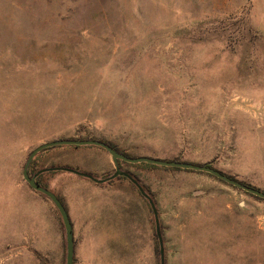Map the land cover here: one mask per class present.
Masks as SVG:
<instances>
[{"label": "rangeland", "instance_id": "374dc122", "mask_svg": "<svg viewBox=\"0 0 264 264\" xmlns=\"http://www.w3.org/2000/svg\"><path fill=\"white\" fill-rule=\"evenodd\" d=\"M56 139L209 163L264 191V0H0V264H65L61 217L22 177L29 151ZM103 158L106 176L104 149L57 145L31 172L93 173ZM120 168L155 203L165 264H264L263 199L204 172ZM40 175L71 214L73 264H160L153 213L128 179ZM74 185L107 196L95 229Z\"/></svg>", "mask_w": 264, "mask_h": 264}, {"label": "water", "instance_id": "95a60500", "mask_svg": "<svg viewBox=\"0 0 264 264\" xmlns=\"http://www.w3.org/2000/svg\"><path fill=\"white\" fill-rule=\"evenodd\" d=\"M57 145H74V146H83V145H95L102 149H104L111 158V161L114 165V171L107 177L104 178H96L93 175L79 171L77 169L66 167V166H53V167H45L38 171H36L33 175H29L28 168L34 159V157L40 153L41 151L55 147ZM120 162H126L131 164H138V163H146L161 167H171V168H179V169H185V170H193L198 172H204L208 173L215 178L235 187L236 189L242 190L246 193H249L257 198L264 200V191L255 188L253 186L246 185L236 179H233L229 177L228 175L222 173L221 171L215 169L214 167L210 166L209 163H193V162H186V161H178V160H164L160 158H154V157H148V156H126L124 154L119 153L111 146L107 145L105 142L101 140L96 139H56L51 140L47 142L40 143L39 145L35 146L33 149H31L25 159V162L22 167V177L23 180L27 183V185L35 190L36 192L44 195L50 202L53 204V206L58 211L64 232H65V264H73L74 261V237H73V230H72V224L69 218V215L67 213L66 208L64 207L61 200L49 189L40 186L36 178L38 175L44 173V172H50V171H64L68 173L75 174L80 177L87 178L93 182L96 183H104L111 181L117 177H125L128 179L138 190L140 195L145 198L149 206L151 208V211L153 213L154 217V223H155V235L158 240L159 245V261L160 264H165V256H164V245H163V239L160 231V223H159V215L157 208L155 206L154 201L151 199V197L145 192L142 185L127 171H124L120 168Z\"/></svg>", "mask_w": 264, "mask_h": 264}, {"label": "crops", "instance_id": "0c3cea01", "mask_svg": "<svg viewBox=\"0 0 264 264\" xmlns=\"http://www.w3.org/2000/svg\"><path fill=\"white\" fill-rule=\"evenodd\" d=\"M102 160H103V169L101 171H93L92 170L93 173H91V172H88L87 170H83V172L89 173V174H91L94 177L99 178V179L109 176L110 174L105 176V173H107V171L109 170V168H110L109 166H111L110 165L111 163L104 160V158ZM128 173H130V172H128ZM80 182H83V181H80ZM70 190L72 191V195L74 196L77 204L80 207V210L82 211V216L84 217V219L87 221H93V223L91 224V228L95 227L96 222L98 224L103 220V218H107V214H109L107 212V210H108L107 206L109 205V203L106 204L104 202V197L106 198L107 196H106V194L99 192L98 191V190H100L99 188H97L95 186L93 187L91 185H86V186L74 185V186L70 187ZM57 197H58V195H57ZM58 198L61 200V202L63 203L64 207L67 210V213L69 215V218H70V221L72 224L73 237H74V226H73L71 214H70L68 208L66 207V205L64 204V202L62 201V199L60 198V196ZM108 198L110 199L111 196H108ZM100 237H101V235L99 233V238ZM90 242L94 243V244L96 242H98L96 239V235H94V237H92L90 239ZM74 245H75V242H74ZM88 256H89L88 258L91 260V262H89L88 264H95L97 256L94 253H89Z\"/></svg>", "mask_w": 264, "mask_h": 264}, {"label": "trees", "instance_id": "16d2710c", "mask_svg": "<svg viewBox=\"0 0 264 264\" xmlns=\"http://www.w3.org/2000/svg\"><path fill=\"white\" fill-rule=\"evenodd\" d=\"M103 142H105L107 145H109V146H111L112 148H114L116 151H118L119 153H121V154H124V155H126V156H130L124 149H121V148H119L117 145H115V144H112V143H110V142H106V141H103ZM48 149V148H47ZM47 149H45V150H47ZM44 151V150H43ZM42 152V151H41ZM40 152V153H41ZM40 153H38L35 157H34V159L32 160V162H31V164H30V166H29V168H28V173H29V175H33L36 171H34V172H31L33 169H34V167L36 166V161H37V158H38V156L40 155ZM132 157V156H131ZM178 161H180V160H178ZM121 163H123V164H126V165H131V166H136V167H139V166H145V167H149V168H155V169H165V170H181V169H179V168H171V167H160V166H156V165H151V164H146V163H138V164H130V163H126V162H120V164ZM211 166V165H210ZM40 168L41 167H39L38 168V170H40ZM45 168V167H44ZM42 169V168H41ZM216 169V168H215ZM37 170V171H38ZM185 170V169H184ZM218 170V169H217ZM191 171V170H190ZM220 171V170H219ZM222 172V171H221ZM223 173V172H222ZM131 174V173H130ZM207 174V173H206ZM225 174V173H224ZM132 175V174H131ZM207 175H209V176H211L210 174H207ZM42 175H39V176H37V178H36V181H37V183L40 185V186H42V187H45V188H47V189H49L47 186H45L44 184H42L41 183V181H40V177H41ZM139 183H140V181L134 176V175H132ZM229 176V175H228ZM229 177H231V178H233L232 176H229ZM233 179H235V178H233ZM221 181V180H220ZM223 182V181H222ZM243 183V182H242ZM141 184V183H140ZM244 184H246V183H244ZM142 185V184H141ZM246 185H249V184H246ZM231 186V185H230ZM249 186H251V185H249ZM142 187L144 188V186L142 185ZM233 187V186H232ZM235 188V187H234ZM145 189V188H144ZM50 190V189H49ZM51 191V190H50ZM53 192V191H52ZM54 193V192H53ZM245 194H248V193H246V192H244ZM56 195V194H55ZM57 196V195H56ZM146 201V200H145ZM156 236V235H155ZM40 258V257H39ZM46 262L44 261V259H43V264H45Z\"/></svg>", "mask_w": 264, "mask_h": 264}]
</instances>
